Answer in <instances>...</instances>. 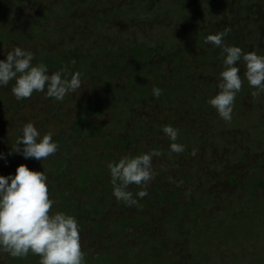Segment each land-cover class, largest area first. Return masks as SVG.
I'll return each instance as SVG.
<instances>
[{"label":"rangeland","instance_id":"obj_1","mask_svg":"<svg viewBox=\"0 0 264 264\" xmlns=\"http://www.w3.org/2000/svg\"><path fill=\"white\" fill-rule=\"evenodd\" d=\"M128 1L130 0H0V30L6 29L7 33H11L10 35L19 36L18 38H10L11 40L0 43V59H6V53L10 49L15 46H21L35 53L33 63L46 64L49 73L63 69L70 77L71 74L78 72L75 70L76 68L71 67L73 60V63H76V65L83 69L87 65L86 62L96 67L99 65L105 66L106 60L115 55L110 50L113 49V52L114 50H120L122 52L126 47L122 58L130 63L133 60L130 51L134 43H142L145 50H148L157 46V41L163 38V35L166 33L169 36L167 39H162L161 45L166 51L168 50V53L172 52L170 51L171 49L177 48L180 53V59L187 66L194 65V67H199L203 59L201 55L203 56L205 51H209L211 55L210 60L212 61L213 59L214 61L215 59L219 67H224L222 50L210 43H205V40L208 35L216 34L217 30L221 28L218 23H215L220 18H225L226 21L236 20L231 12L235 13L234 5L241 6V0H182L179 3H176V0H141L143 1L142 3H145L141 11L138 8L141 7L140 4L142 3L138 0H131L134 3L132 11L129 12L126 10L127 8L123 11L122 5L123 3L127 5ZM246 1L250 2L251 0H242V2ZM261 2L254 1L253 7L255 11L259 12L264 9V5L262 7L259 6ZM146 4L150 6L147 8ZM121 9L122 14L120 13ZM113 10L118 11H116V16L107 15V19L101 18L102 24L100 25V20L96 19L100 12L102 13L101 15H104L106 12L108 13ZM157 11L163 14L158 16L156 15ZM244 17L242 18V23L240 20H236L237 24L241 23L242 25V28L240 27L239 30L243 31V27L247 33L253 30V37L249 38V35L245 34V37H242L243 39H237L239 41L234 44H231L229 40L223 42L227 45L239 46L243 51L245 47L249 46L250 51L254 50L258 54H264V27H261L259 24H264V18L260 19L261 22L256 19L248 21L246 24ZM198 19L205 21L204 27L207 30L205 31V38L196 43L193 34H197L195 26ZM173 23L179 27V30L174 31L176 32V36H174L176 38L171 39L174 35L170 34L173 31L170 28ZM199 27L204 28L202 24ZM186 29L188 30L184 33ZM185 51L190 52V54L186 55ZM154 54L153 56H149L150 60L156 66H162L163 70L154 72V77L151 76L150 78L155 81L156 76L161 73L167 75L162 80L165 87L178 83L179 74L176 72L178 68L175 66L180 65L179 61L172 60L169 63H161V59L165 57V53L161 59L157 56L159 55L158 52ZM67 57H69L71 64L64 66L63 63ZM239 64L243 83L240 92L236 96L230 121L221 119L214 108V111L204 116L201 115L202 117L198 119V116L192 112V110L196 109V106L194 103L190 104V101H185L188 107L184 106L185 109L182 111L179 108L171 110H169L170 108H160L158 110L156 105L146 108L143 106L144 101L142 99L139 101L132 97L129 100L132 106L134 104L137 105H135L138 109L136 112L140 113V120L147 118L153 124L156 123L158 125L160 123L162 128H164L168 126L169 122L171 123V118L173 123H177L179 128H189L190 132H188V129L180 130L177 141H175L183 144L184 147L193 144V141H195L191 137H195L196 132L191 131V127H193L194 131L195 129L210 130V134L219 140L225 138L226 132L231 130H233L234 134L237 132L236 130H241L242 136L244 135L242 140L233 139L234 145L240 151L238 154L240 156L236 159L240 160L243 158L244 162L235 164L233 155L228 157L219 153L220 156L218 154L215 157L213 156L214 162L220 166L219 172H217L218 166L214 165V169L210 170L209 164L206 163L203 166L204 168H202L203 173L195 176L196 180L193 182V185H190L185 180L183 183H180L176 175L184 179V175L190 173L189 169L193 163L197 164L196 161L199 163L203 161L200 163L203 164L205 154L208 153L207 150L201 145L198 147L194 146L195 148L192 147L195 153L198 149L202 150L201 155L195 154L196 161L192 162L189 159L186 160L187 158L185 157H178L179 153L170 151L169 145L173 141L164 134L163 129L160 134L157 133L159 134L158 136H155L156 141L159 142V147L163 146L165 154L159 152V155L152 158V164L155 162L159 169H152L150 184L162 178L175 181L177 187L174 188L182 189L179 207L184 206L186 212L181 214L178 220L180 224L187 227L185 230L187 236L183 237L184 244L182 246L178 245V243L180 244V240L177 241L176 238H174L176 241L173 244L174 255L181 256L177 261V257H174V260L180 264H264V138H262L261 142L259 140L254 142L255 148L261 151L256 153L251 150L253 141L260 136L259 129L264 127V93L255 97L252 95V92L256 91V89L250 87L247 80L244 79L243 73L246 71V68L243 61L241 60ZM173 76L176 80L172 78ZM80 79L83 85L82 88L76 94L66 95L65 97L69 98L67 101H56L54 98L46 97L44 93L39 92H34L29 98L17 100L11 91L15 83L14 80L10 81L7 86L0 87V153L6 157L5 159H0V175H14L17 167L24 164L32 170H45L49 177L50 188L56 186L63 187L66 178L69 180L77 179L74 173L71 174L72 177L71 175L60 177L50 172L52 167L51 156L41 161L34 158L25 159L22 154L13 153L12 155H8L11 147L16 146L17 137L21 134L20 130L27 122L34 123L40 130L41 135L48 132L53 133L58 147L65 140L66 135L76 137V140H69V144H73L75 150L77 149L81 153H79V156L76 155L74 159L81 158L82 156L85 158L84 153L89 144L92 146L94 154L97 152L104 153L106 148L98 150L100 141H106V143L111 144V156L118 159L125 155L127 149L132 150L129 147L134 148L138 144V142L126 144V150L120 152L119 150H122L124 147L119 141L121 130L110 129L111 126L105 122H102V126L101 122L96 123L101 135L85 139L79 137L74 132L73 126L77 123L80 111V99L88 100L86 94L89 90L88 78L80 76ZM155 110L159 112V115ZM17 113L21 116H16ZM117 120L121 121L119 118ZM226 122L230 125L233 124L229 126L230 130L227 126L223 125ZM131 124L136 125L137 119L132 120ZM235 124H240V128H236ZM212 127L216 130L214 129L213 131ZM220 128L225 130L219 132L218 129ZM142 141L140 139V144L144 142ZM136 149L134 148V151ZM142 151L144 153L151 152L145 149H142ZM131 155L129 153L127 156ZM171 156L175 162L168 169L167 162ZM216 158L219 161L216 162ZM260 160L262 161L261 165H259ZM105 162L111 161L109 159L105 160L102 163L104 166L108 165ZM257 163L259 169L255 166ZM162 164L163 167H160ZM180 165L183 168H180ZM222 167H225V170ZM230 167L231 170L233 168L236 170L233 174L237 178H240L242 182L239 185H235V187H228V189H225L222 185L217 187L215 185L217 182L221 181L224 183L226 180V176L224 175L227 172V168ZM215 177L217 181L213 182ZM212 182V185L216 186L215 190H217L212 195L217 196V198L216 200L213 199L214 204L209 209L208 215L205 216L203 209L200 212L194 209L200 200H212L207 195L208 190H212L211 185L208 183ZM91 183V191L89 193L79 194V204L86 203L90 207L92 200L95 198L93 195L95 190L99 188V191L105 194L109 191L107 183L103 185L96 178ZM241 183H243L244 187L249 185V187L255 188L259 184L261 186L257 188L256 193L253 195L249 193L248 189H241ZM203 186L206 189L202 193L200 191L201 189L203 190ZM54 189L58 190L57 187ZM218 196L222 197L219 199ZM49 197L54 200V204L58 203V193L50 191ZM109 199L116 200L114 196H111ZM118 202L113 207L107 205L106 209L102 211L106 214L103 217L107 219L116 217L115 214L120 212L118 210L119 205L125 208L124 202ZM88 207L87 209L84 207L81 214L76 217L81 228V244L82 250L85 253L84 264H101L100 259L102 258L99 259V255L104 251L106 253H109V251L104 242L101 241L102 237L93 232V224L94 220L100 219L102 221L103 217L102 215H98L92 218ZM131 208L136 209V206H131ZM50 211L56 212L59 210L55 208ZM200 214H203V217ZM168 216H172V214H168ZM194 219L196 220L194 221ZM193 239L200 244L199 250L194 246L195 243H192ZM117 244L110 245L111 254L115 258H118L116 255L120 243ZM201 250L203 254H199ZM130 256L132 255L130 254ZM183 256L187 258L185 263L181 260ZM24 258H26L24 259L25 262H22V259V263L20 262V264H39V256L29 253L28 257ZM124 262H126L124 264H127L125 259ZM0 264L18 263L13 257L0 252ZM105 264L114 263H107L105 261Z\"/></svg>","mask_w":264,"mask_h":264},{"label":"trees","instance_id":"obj_2","mask_svg":"<svg viewBox=\"0 0 264 264\" xmlns=\"http://www.w3.org/2000/svg\"><path fill=\"white\" fill-rule=\"evenodd\" d=\"M138 1L141 3L143 2L141 0ZM180 1L182 0H176V3H179ZM254 1H263L259 3V6L262 7L264 5V0H251L250 2H242L241 0V6L239 7L234 5L235 13L231 12V14L237 21L240 20L241 23L244 16L246 24L251 20L257 19L260 21L262 17L264 18V9H259V12L255 11L253 7ZM128 2L129 3L127 5H124L123 3V11L125 8H127L126 10L131 12L134 3L131 2V0ZM140 5L141 7H139L138 9L141 11L145 6V3H142ZM149 6L150 5L146 4L147 8ZM116 11L117 10H113L108 13L106 12L104 15H101L102 13L100 12L96 19L100 20L99 24L101 25V18L107 19V15L116 16V13L118 12ZM121 12L122 9L120 10V13ZM160 14L163 13H160L159 11L156 12V15L159 16ZM236 20L234 21V19H232L231 21H226L225 18H220L219 21L215 22L218 23L221 27L217 30V33L225 32L227 30L226 35L223 37V41L229 40L231 44H234L239 41L237 39L245 37V34L249 35V38L253 37V30L248 33L245 31L244 27L243 31L239 30L240 27L242 28V25L241 23L237 24ZM204 22V20L198 19L197 25L195 26L197 29V34L194 33L193 36L196 43L205 38V31L207 29L204 27ZM200 24H202L204 28L199 27ZM259 24L261 27H264V24ZM171 25L172 26L170 28L173 31H171L170 34H174L171 39H174L176 38L174 37L176 36V32L174 31H178L179 27L174 23ZM187 30L188 29H186L184 33H186ZM10 34L11 33H7L6 29L0 30V43L11 40L10 38L19 37L18 35ZM168 36L169 34L166 35L165 33L163 35V38H160V40L157 41V46H154L148 50H145L142 43H134V46L130 51V54L132 56L131 58L133 60L131 59L132 61L130 63L129 61L126 62L125 59L122 58L124 54L123 52H125L126 47L122 52L120 50H114L113 52V49L111 48L112 50H110V52L115 55H112L110 59L106 60L105 66L99 65L98 67H96L89 65V63L86 62L87 65L83 69L82 67L76 65V63H73L74 60L72 61L71 67L76 68L75 70L80 72L81 77H87L89 83V90L86 92L88 100L80 99L81 101L79 103L80 111L77 118L78 120L77 123L73 126L75 130L74 132H76L79 137L87 139L88 137H94L99 134L101 135L100 131L97 129L96 123L101 122L102 126V122H105L106 124L111 126L110 129L121 130V138H119V141L121 145H124V147L122 148V150H119L120 152L126 150V144H135V142H138V144L134 147L135 149H137L134 151L133 147H129L132 148V150L127 149V152L124 156L129 155V153L132 154L131 156L143 154L144 152L142 151V149L150 151L155 150L158 153L162 152L163 154H165L163 146L159 147V142L156 141L157 139L155 138V136H158L162 132V125L160 123L158 125H156V123L153 124L152 122H150V119L148 120L147 118L140 120V113L136 112L138 110L136 108L137 105L134 104L132 106V104L129 102L132 97L133 99H137L139 101L142 99L144 101L143 106H145L146 108H150L153 105H156V108L158 110H160V108H170L169 110L179 108L183 111V109H185L184 106L188 107V104H186L185 101H190V104L194 103L196 106V109L192 110V112L198 116V119L205 114H209L210 112L214 111L213 107L209 105L207 101L218 92L217 85L219 82V73L223 70V68L219 67L216 64L217 62L215 59L214 61L213 59L212 61L210 60L211 55L209 54V51H205L203 56L201 55V58L203 59L199 67H194V65L187 66L184 61L180 59V53L177 48L171 49L170 51L172 52L168 53V50L166 51L165 48L161 45L162 39H167ZM163 48L165 51L163 50ZM245 50L246 52H248L251 49L248 46L244 48V52ZM157 52L159 53V55L157 56L160 57V59L165 53V57L161 59V63H169L172 60L179 61L180 65L175 66L176 68H178L176 70L177 74H179L178 83L169 87H165L162 80H164L167 75H163L161 73L156 76L157 78L155 81L150 78L151 76L154 77V72L163 70L162 66H156V64L150 60L149 56H153L155 55L154 53ZM184 53L186 55L190 54V52L188 51H185ZM66 64H71L69 57H67L63 63L64 66H66ZM172 78L176 80L174 76ZM158 79L161 81L159 82ZM154 85L162 89V94L158 98L154 97L152 94ZM68 99L69 98L65 97L63 100L67 101ZM18 114L19 113H17L16 116H21ZM157 114L159 115V112H157ZM117 118H119L121 121H118ZM135 119H137V124H131L132 120ZM170 121V126H173L176 129L179 128L177 123H173L171 118ZM115 123H117V125H115ZM223 125L227 126V128L229 129V126H232L233 124L230 125L226 122L223 123ZM235 126L236 128H240V124H235ZM213 127L212 130L214 131L215 128ZM183 129H188V132H190L189 128L184 127H180L179 131ZM218 130L219 132H222L225 129L220 128ZM191 131L196 132L195 137H191L194 138L195 141H193V144L184 147L185 150L179 153L178 157H185L187 158L186 160L189 159L192 162L196 161L195 156L197 154L201 155L202 150L198 149L196 155H193L192 153L193 151H195L193 149L200 145L203 146L208 153L205 154L203 164H200L203 161H201L200 163L196 161L197 164L193 163V165L189 169L190 173L185 174L184 179L183 177H179L178 175H176V178L180 180V183H183L185 180L190 185H193V182L196 180L195 176L199 175V173H203L202 168H204L203 166L206 163L209 164L210 170L214 169V165L218 166L219 169L217 170V172H219L220 166L213 160V158L217 154L219 156L220 154H222L228 157L230 155H233V161L236 162L235 164L244 162L243 158H241L240 160L236 159L238 156H240L238 155L240 151L234 145L233 140L234 138H236L237 140L243 139L244 135L242 136L241 130H236L237 132L235 134L233 130L228 131L226 132L225 138H221V140L216 139L214 136H212L210 134V130L195 129L194 131L193 127H191ZM259 131L260 136L257 137L258 139H255L253 141L251 147V150L256 153L261 150L255 148L254 142L256 140H259L260 142L262 141V138H264V127L260 128ZM53 139L55 140L54 136ZM140 139L144 141H142V144H140ZM69 140H76V137L74 138L72 135H66L65 140L62 141V144L58 147L57 152L51 155L50 161H52V167L50 169V172L57 174L60 177H62L63 175L68 177V175L70 176L72 173H74L77 179L69 180L68 178H66L63 187L60 185V187L56 186L58 190L54 189L56 187H49V192L54 191L59 195V201L58 203L54 204L52 209L57 208L61 212L78 217L81 214L82 209L84 207H86L87 209L88 207L86 203L79 204V194L89 193L91 191L90 184H92V180L96 178L98 182H102L103 185L107 183L109 191L105 194L101 193L99 191V188L95 190L93 192L95 198L94 200H92L91 206L88 207V211L92 218L95 216L97 217L98 215H102L103 217L106 214H104V212L102 211L103 209H106L107 205L113 207L119 202L115 199H109L111 196H113L111 176L108 168L110 162H105L108 164L106 166H104L102 163L107 159L113 162L118 160V158L111 156V144L106 143V141H100V147L98 150L106 148V150H104V153L97 152L96 154H94L92 146L89 144L84 153L85 158H83L82 156L81 158L74 159L76 155L79 156L80 151L77 149L75 150L74 145L69 144ZM217 161L219 160L216 158V162ZM174 162L175 161L171 156L167 162L168 169L171 168V164H173ZM261 162L262 161L260 160L259 165L262 164ZM259 165L257 163L255 165L256 168H258ZM160 167H163V164ZM179 167L183 168L181 165ZM152 169H159L155 162L152 164ZM222 169L225 170V167H222ZM234 172H236L234 168L233 170H231V167L227 168V172L224 175L226 176V180L224 181V183L220 181L215 185L217 187L219 185H222L225 189H228V187L231 188L235 187V185H239L242 181L240 178H237L233 174ZM105 174L107 175L104 176ZM215 181H217L216 177L215 179H213V182ZM213 182L208 183L209 185H211L210 187L212 188V190H208V192L206 191L208 193L207 195L210 196L212 200H200L197 203L198 207L196 205L194 209L195 211L198 210V212L202 211L201 209H203L205 216L208 215L209 209L213 206L214 200H216L217 198V196L215 197L214 195H212L217 192V190H215L216 186L212 185ZM259 186H261V184L255 186V188H251L249 187V185L244 187L243 183H241L240 188L243 190L248 189L249 193L254 195ZM174 187H177L175 181H169L168 179L162 178L159 181L156 180L154 183L151 182V184L149 181L147 185H129V190L134 193L133 195L141 190H146L148 193L142 199L137 197L138 202L135 205L136 209H133L126 205L125 208H123L121 205H119L118 210L120 212L118 214H115L116 217H110V219L103 217L102 221L100 219H98L99 221L94 220L93 232H95V234H99V236L102 237L101 241L104 242V245L107 246V250L109 251V253H106V251H104L101 255H99V259L102 258L100 259L101 264H105V261H107V263L110 262L114 264H124L126 263L124 262V259L127 261V264H180L179 262L177 263L174 260V257H177V261L181 258V256L174 255L175 251L173 250V244L176 240H180V244L178 243V245L182 246L184 244L183 237L187 236V233L185 232L187 227L180 224L178 218L186 211L184 210V206L179 207L182 189H175ZM205 189L206 188L203 186V190L201 189L200 192L204 191ZM199 193L198 195L201 196V194ZM220 197L222 196H218L219 199ZM168 214H172V216H168ZM200 216L203 217V214H200ZM195 220L196 219H194V221ZM92 234L94 235V233ZM174 238H176V240ZM117 243H120V245L118 246L119 248L116 255V257L118 258H115V256L113 257V255L111 254L110 247ZM192 243H195L194 246L199 250L200 244H198V242L194 239ZM202 252V250L199 251V254H203ZM130 254L132 256H130ZM181 255H183V253H181ZM26 257H28V255ZM13 259L16 260L18 264H20L21 260L23 259L22 262H25L24 259L26 258L23 257ZM181 260L185 263L187 258L183 256Z\"/></svg>","mask_w":264,"mask_h":264},{"label":"clouds","instance_id":"obj_3","mask_svg":"<svg viewBox=\"0 0 264 264\" xmlns=\"http://www.w3.org/2000/svg\"><path fill=\"white\" fill-rule=\"evenodd\" d=\"M226 32L210 34L205 43L222 50L223 70L219 73L218 92L207 102L225 121L232 119L234 103L242 88V60L246 71L243 73L255 97L264 93V54L256 51L244 52L241 47L223 42ZM35 53L27 48L15 46L0 59V87L15 81L11 91L17 100L29 98L34 92L61 101L68 94H76L82 88L80 73L69 77L61 69L49 73L44 63H33ZM152 94L158 98L162 89L153 86ZM172 143L169 149L174 153L183 152L184 145L177 143L179 130L173 126L163 128ZM16 146L8 155L22 154L25 159L45 160L55 154L58 143L53 133L41 135L32 122H27L20 130ZM22 145V147H21ZM195 155V151L192 153ZM159 155L155 150L135 156H122L108 165L112 195L126 206L137 204V197L148 193L141 190L133 193L129 185H147L152 179V158ZM0 153V159H5ZM54 200L49 197V177L46 171L30 169L21 164L16 173L0 175V252L13 258H23L29 253L39 256V264H84L85 253L81 244V228L78 219L61 211L52 212Z\"/></svg>","mask_w":264,"mask_h":264}]
</instances>
